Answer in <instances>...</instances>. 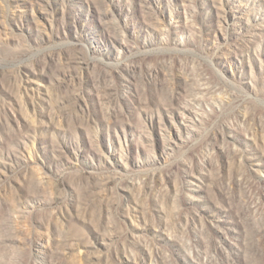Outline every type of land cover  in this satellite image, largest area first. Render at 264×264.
Masks as SVG:
<instances>
[{
  "label": "rangeland",
  "instance_id": "rangeland-1",
  "mask_svg": "<svg viewBox=\"0 0 264 264\" xmlns=\"http://www.w3.org/2000/svg\"><path fill=\"white\" fill-rule=\"evenodd\" d=\"M0 264H264V0H0Z\"/></svg>",
  "mask_w": 264,
  "mask_h": 264
},
{
  "label": "bare ground",
  "instance_id": "bare-ground-1",
  "mask_svg": "<svg viewBox=\"0 0 264 264\" xmlns=\"http://www.w3.org/2000/svg\"><path fill=\"white\" fill-rule=\"evenodd\" d=\"M59 55H60V53H59ZM59 55L58 56H52V58L49 60L51 72L53 73V75L60 78V79H64L65 77L73 76V75L75 77V75H77V73L79 72V69L81 68V64H82V62L80 61L81 56L79 55V53L73 52V53H66V54H63L60 56ZM157 71H158V69H157ZM83 72H84V70H83ZM160 73L161 72H158V73L152 72L151 76H154L155 79L157 77L160 78L164 72L162 74H160ZM138 74H139V67L137 64L119 65L114 69H110L108 71V73H100L95 78H92V79H90V78L89 79H84V78L82 79L81 78V80H79V79L74 80L73 93L75 94V97H79L81 95V93L86 88L92 87V89L96 92L95 95L97 96L99 103H101L102 105H106V104L108 105V103H109V104H111L110 106L112 108H115L114 98H115V96H119L121 94V87L123 85H125L124 83L127 82L128 80H133V78L138 76ZM175 75H176V73H175ZM86 77H88V75ZM167 79H169V78L166 75H164L161 78L162 81H165ZM195 98L196 97H194V99ZM64 99L65 98L62 95V97L59 100V104H63L65 102ZM73 100H74V98H73ZM119 101H120V99H119ZM117 104H119V103H117ZM179 104L182 107L184 106L185 108H188V110H189V107H188L189 104L186 102V100H181V102ZM113 114H114V112H113Z\"/></svg>",
  "mask_w": 264,
  "mask_h": 264
}]
</instances>
